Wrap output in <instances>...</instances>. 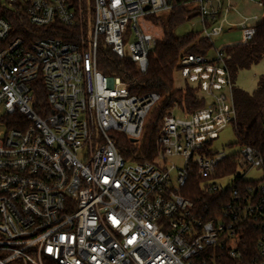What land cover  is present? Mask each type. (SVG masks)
Returning <instances> with one entry per match:
<instances>
[{
	"label": "built area",
	"instance_id": "obj_1",
	"mask_svg": "<svg viewBox=\"0 0 264 264\" xmlns=\"http://www.w3.org/2000/svg\"><path fill=\"white\" fill-rule=\"evenodd\" d=\"M181 4L213 44L226 25L248 43L260 23L257 16L230 23L231 0H0V264H264V154L244 146L227 155L213 146L236 118L222 48L180 58L177 81L207 105L190 115L176 105L165 115L154 162L126 160L117 147L119 134L141 141L161 97L134 94L103 74L101 48L145 74L164 34L151 16ZM11 16L52 35L75 30L78 39H26ZM37 81L47 93L42 114L34 106ZM175 157L182 168L167 166ZM231 157L237 173L222 175ZM251 170L261 178L247 179ZM192 175L223 195V211L207 221L182 195ZM250 230L259 234L254 254L246 249Z\"/></svg>",
	"mask_w": 264,
	"mask_h": 264
},
{
	"label": "trees",
	"instance_id": "obj_2",
	"mask_svg": "<svg viewBox=\"0 0 264 264\" xmlns=\"http://www.w3.org/2000/svg\"><path fill=\"white\" fill-rule=\"evenodd\" d=\"M256 1L262 5L264 14V0ZM166 14L151 16V20L163 30L164 34L157 41L154 50L149 53L148 68L145 74L139 71L138 66L131 59L127 57L121 59L110 49L102 47L99 54V69L103 74L121 78L122 82L127 84L128 89L134 94L157 93L161 97L146 120L144 134L139 143L130 142L124 135L116 136L119 152L124 159L133 162H154L160 149L157 137L163 119L176 105L187 115L207 105L206 99L198 93L196 88L187 84L181 88L177 87L175 71L181 57L193 54L209 56L212 51L216 50L214 44L199 32L183 36L176 35V29L179 26L195 18L196 14L190 7L181 4ZM11 17L16 34L19 36L27 39L52 35L49 34V31L53 30L51 28H36L26 23L24 26L17 18ZM25 28L31 29L33 32L28 33ZM52 36L65 41L69 40V42H76L78 39L75 30L66 28H57V33ZM222 49L234 84L236 118L232 124L237 144L241 147H252L264 154V75L259 77L257 87L253 92L244 91L236 86V80L241 71L248 70L264 60V16L256 28L253 40L248 43L226 46ZM33 94L36 112L42 114V111H47L49 108L47 93L40 81L34 83ZM224 164L227 168L224 172L221 171L222 175L231 176L237 173L234 157L229 158ZM236 183L243 186L252 184V182L240 180V178L236 180ZM231 192L232 190L226 192V198ZM182 195L194 203V213L204 221L216 217L223 211V203H218L223 195L204 189L202 181L196 175L189 178L187 185L182 189ZM258 236V232H253V230H250V233L246 235V249L250 254L257 253L255 245Z\"/></svg>",
	"mask_w": 264,
	"mask_h": 264
},
{
	"label": "rangeland",
	"instance_id": "obj_3",
	"mask_svg": "<svg viewBox=\"0 0 264 264\" xmlns=\"http://www.w3.org/2000/svg\"><path fill=\"white\" fill-rule=\"evenodd\" d=\"M231 6L232 10L228 15V20L230 23L242 21L243 19L241 16L256 15L259 17L260 22L263 20V9L259 6V3L256 0H232ZM164 17L166 16L164 15ZM157 27L158 31L161 32V28L159 26ZM200 30L201 25L198 23L197 19H193L179 26L176 29V35L183 36L188 33L198 32ZM133 40L134 38L131 35L124 39L126 44L133 42ZM242 40V31H231L229 30V26L226 25V31L220 36L214 38V48L221 49L233 44H239L242 42ZM211 55H214V51H212ZM262 75H264V60L248 70L241 71L238 74L236 86L244 91L253 92L257 87L259 77ZM176 85L178 88H181L184 86V83L181 80H178ZM213 146L218 152H224L227 155L237 153L242 149V147L237 144V137L232 123H230L223 131L220 132L219 139L214 141ZM172 165L176 166L177 168H182L184 165L183 159L180 157L170 158L167 166L170 167ZM261 176L262 175L260 171L251 170L247 174L246 178L249 180H257L261 178ZM231 179H233V177L223 180L221 182L222 186L226 187Z\"/></svg>",
	"mask_w": 264,
	"mask_h": 264
},
{
	"label": "crops",
	"instance_id": "obj_4",
	"mask_svg": "<svg viewBox=\"0 0 264 264\" xmlns=\"http://www.w3.org/2000/svg\"><path fill=\"white\" fill-rule=\"evenodd\" d=\"M231 3H232V0H231ZM250 15V14H249ZM245 17H256V15L255 16H245ZM258 17V16H257ZM259 18V17H258ZM236 23V22H235Z\"/></svg>",
	"mask_w": 264,
	"mask_h": 264
}]
</instances>
